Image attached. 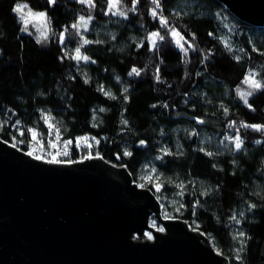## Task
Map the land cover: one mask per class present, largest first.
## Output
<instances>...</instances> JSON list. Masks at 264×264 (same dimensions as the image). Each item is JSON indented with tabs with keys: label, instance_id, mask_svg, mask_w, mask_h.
I'll use <instances>...</instances> for the list:
<instances>
[{
	"label": "trees",
	"instance_id": "obj_1",
	"mask_svg": "<svg viewBox=\"0 0 264 264\" xmlns=\"http://www.w3.org/2000/svg\"><path fill=\"white\" fill-rule=\"evenodd\" d=\"M93 2L0 0V138L29 152L32 127L48 145L53 136L45 117L51 118L61 141L71 142L70 159L99 155L125 167L137 184L143 172L151 174L143 187L155 194L164 217L202 232L228 264H259L264 131L241 125L264 128V88L244 83L255 73L264 85V28L240 22L215 0H159L160 8L152 0L135 7L120 0L113 10L123 15L116 16L105 15L107 0ZM18 4L46 12L47 38L35 24L21 31ZM81 16L92 17L87 32L79 25L80 35L94 41L81 49L88 61L72 58L83 43L72 28ZM172 28L184 38L183 51ZM155 31L166 38L152 47L148 36ZM132 68L140 76H129ZM238 90L253 92L252 109Z\"/></svg>",
	"mask_w": 264,
	"mask_h": 264
},
{
	"label": "water",
	"instance_id": "obj_2",
	"mask_svg": "<svg viewBox=\"0 0 264 264\" xmlns=\"http://www.w3.org/2000/svg\"><path fill=\"white\" fill-rule=\"evenodd\" d=\"M215 1L264 28V0ZM161 212L123 166L43 162L0 138V264H228L202 232Z\"/></svg>",
	"mask_w": 264,
	"mask_h": 264
},
{
	"label": "snow or ice",
	"instance_id": "obj_3",
	"mask_svg": "<svg viewBox=\"0 0 264 264\" xmlns=\"http://www.w3.org/2000/svg\"><path fill=\"white\" fill-rule=\"evenodd\" d=\"M78 2L81 3V4H87L90 7H95V4H94L93 0H78ZM56 3H57V0H47V5L48 6H54ZM119 3H120V0H107L108 11L105 12V15H108L109 13H111V15H113V16L123 15V12H117V11L113 10V9L116 8V5L119 4ZM132 3H133V7H135V5L137 3V0H132ZM152 3L155 4L156 8H160V6H161L160 3H159V0H152ZM23 8H27V5L26 4L25 5H19L18 4L17 7L13 9V11L16 12V13H21ZM25 15L27 17H30V18L31 17L41 18V19L46 18V12H44V11L33 13L31 10H29ZM151 15L153 17H156L157 16V12L156 11H152ZM22 18H23V16H22ZM91 19H92L91 16H89L87 20H85V18L83 16H81L77 23L72 24V28L76 29V34L80 36V39L83 42L80 46L76 47L75 56L72 57L76 61H80L81 59H83L84 61H88L89 60L88 56H86V55L82 56L81 49H82V47L84 45H89V44L93 43L94 41H91L89 39H85L82 35H80L79 25L82 24L84 31L87 32L88 31V21H90ZM27 24H28V20L25 19V26L23 28H21L22 32L23 31H27ZM160 24H161V26H166L167 25V21L164 20L163 18H161L160 19ZM46 31H45V33L42 34V35H44L45 38H47ZM170 34H171V36L173 38H179V39L176 40V44L183 51V45L180 44V40H183L184 38H183V36H181V33L178 32L175 28H172ZM165 38H166L165 35L161 34L159 31H155V32H152L148 36V41L150 42L152 47H156L157 46V41H161L162 42V41L165 40ZM39 42L40 41L37 40V43H39ZM64 42H65L64 33L61 32L60 33V43L63 44ZM187 47L188 48H192L193 46L191 44H187ZM185 55H187L186 52H185ZM204 58L207 59V56H205ZM92 62L95 63V61H92ZM157 71H159V70H157ZM140 74H141L140 70L137 69V68H132V70L128 73L129 76H133V75L140 76ZM157 79H159V75H157ZM85 83H87V80L85 81ZM244 83H246L249 86V88H251L253 90H261L262 88H264V85H262L261 81L257 80L255 78V73H252L250 75H246L244 77ZM100 90L103 91V87L102 86H101ZM124 91L127 92L128 89L125 88ZM105 94L109 95V93H105ZM237 94L240 96V99L243 101L244 105L247 106L249 109H252V105L249 103L248 97H251L253 95V92L252 91L241 92V91L238 90ZM112 98L115 99V97H112ZM153 107H155V105H153ZM100 111L103 112V111H105V109L101 108ZM225 111H227V109H225ZM93 118L95 119V117H93ZM45 120L47 121V117H45ZM198 123H203V121H198ZM241 126L244 127V128H254L257 131H264V128H262L261 125H257V124H242ZM234 142H235L236 149L239 150L241 148L242 141L240 140V136H239L238 133H237V135L235 137ZM257 142H259V141H257ZM69 143H71V142L69 141ZM97 143H99V141H97ZM140 144L144 145V141L141 140ZM28 154L31 155L32 153L29 152ZM64 154L67 155V152H65ZM168 154H169L168 152H165V155H168ZM206 154L207 155H211V153H206ZM124 155L125 156H132V153L131 152H125ZM36 158L39 159V157H36ZM49 162H56V161L53 160V161H49ZM157 191H159V188H157ZM250 207L254 208L255 205H250ZM244 235L245 234L243 232L239 233V236L241 238H243ZM149 238H151V237L149 236Z\"/></svg>",
	"mask_w": 264,
	"mask_h": 264
},
{
	"label": "built area",
	"instance_id": "obj_4",
	"mask_svg": "<svg viewBox=\"0 0 264 264\" xmlns=\"http://www.w3.org/2000/svg\"><path fill=\"white\" fill-rule=\"evenodd\" d=\"M47 124H48V127H47L48 132H49L50 136H53V139H48L46 141V142H48V145L39 141L40 133L38 131H36L32 127L29 128V131L32 132V136H31L32 144L38 145L39 153H41L42 155L45 156L44 158H42L36 154H31L32 157H35V158L39 157V160H41L43 162L44 161L49 162V161L55 160L56 162H49V163H54V164L55 163L72 164V163H75L76 161H81V160H84L87 158L100 157L99 155H97V156L87 155L80 160L73 161L72 159H70V156H72L71 155L72 154L71 145L65 141L64 142L61 141L59 133H58L57 128H56V123L54 121H51V118H47ZM82 142L83 141H81L80 138H77L75 140V144H77V145L82 144ZM65 152H67V155L64 154ZM26 153L28 154L29 152H26Z\"/></svg>",
	"mask_w": 264,
	"mask_h": 264
},
{
	"label": "rangeland",
	"instance_id": "obj_5",
	"mask_svg": "<svg viewBox=\"0 0 264 264\" xmlns=\"http://www.w3.org/2000/svg\"><path fill=\"white\" fill-rule=\"evenodd\" d=\"M29 11V9L27 8H23L22 9V21L23 23H25V19L28 20V24H35L36 25V28L38 30V35L40 36L41 39L45 38L44 35H42L43 33H45L46 31V24H45V21H44V18L41 19V18H35V17H27L25 14ZM48 32H46L47 34ZM47 36V35H46ZM74 54H75V50L72 51ZM29 152H31L32 154H36L42 158H44L45 156L42 155L41 153H39V147L38 145H31L30 148H29ZM53 160V159H52ZM151 179H152V175L151 174H147L145 172H143V174H141V177L139 178V186L142 187V186H146V184H149L151 182ZM151 226L153 227V229H158L159 230V226L158 224H155V222L152 220L150 222ZM146 236L147 237H151V235L149 233H146Z\"/></svg>",
	"mask_w": 264,
	"mask_h": 264
},
{
	"label": "bare ground",
	"instance_id": "obj_6",
	"mask_svg": "<svg viewBox=\"0 0 264 264\" xmlns=\"http://www.w3.org/2000/svg\"><path fill=\"white\" fill-rule=\"evenodd\" d=\"M146 235V234H145Z\"/></svg>",
	"mask_w": 264,
	"mask_h": 264
}]
</instances>
